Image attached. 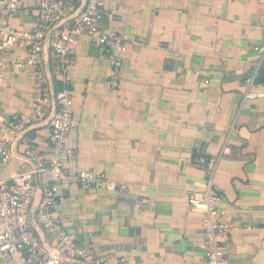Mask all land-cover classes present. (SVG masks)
<instances>
[{
    "label": "crops",
    "instance_id": "1",
    "mask_svg": "<svg viewBox=\"0 0 264 264\" xmlns=\"http://www.w3.org/2000/svg\"><path fill=\"white\" fill-rule=\"evenodd\" d=\"M16 1L11 25L32 32L37 0ZM3 24L0 17V31ZM72 27L69 20L45 38ZM99 27L122 36L127 50L112 88L104 50L85 32L75 36L66 68L76 122L66 145L74 156L65 170L101 172L114 189H62L54 209L62 228L112 264H204L202 215L187 196L211 180L236 228L221 238L228 263L264 264V0H105ZM55 64L49 47L42 81L9 69L0 83L2 117L30 120L13 142L18 156L28 146L54 158L47 120L60 89ZM252 78L263 97L245 99ZM44 92L47 116L37 120ZM14 171L0 167V178ZM41 230L53 248L55 235Z\"/></svg>",
    "mask_w": 264,
    "mask_h": 264
},
{
    "label": "built area",
    "instance_id": "2",
    "mask_svg": "<svg viewBox=\"0 0 264 264\" xmlns=\"http://www.w3.org/2000/svg\"><path fill=\"white\" fill-rule=\"evenodd\" d=\"M31 5L36 9V27L32 32L19 31L10 23L17 12V1L0 0V17L4 19L0 31V83L9 69L27 72L33 79L42 81L46 60V33L78 10L76 0H37ZM104 7L105 0H86L82 12L72 20L73 27L55 30L49 42L56 59L53 74L60 82V89L55 93L57 109L47 132L54 158L45 161L37 157L28 146L21 158L30 163L16 158L12 152L13 142L30 120L23 116H13L6 121L0 112V167L13 166L15 169L10 178H0V264H15L21 259L28 264H112L111 260L95 256L79 247L75 237L62 228L54 212L60 191L71 185L104 189L106 192L114 189V184L101 172L83 170L68 174L65 170V165L74 156V151L66 145L67 133L76 127L66 68L74 53L75 36L85 32L84 34L104 50L103 54L111 67L112 88L118 86L121 56L127 50L128 44L122 36L100 29L99 22ZM16 46H23L27 50L24 54L10 56L11 50ZM245 83V99L263 97L262 94L252 91L253 78L247 79ZM36 103L34 115L37 120H43L47 116L48 94L42 93ZM36 174L40 177L41 199L35 209L34 220L41 229L55 235V245L53 248L48 247L49 250L42 245L28 216L36 197ZM187 205L202 215L204 264H229L221 238L236 228L226 217L221 207V196L212 189L211 180L204 184L201 192H193L187 196Z\"/></svg>",
    "mask_w": 264,
    "mask_h": 264
},
{
    "label": "water",
    "instance_id": "3",
    "mask_svg": "<svg viewBox=\"0 0 264 264\" xmlns=\"http://www.w3.org/2000/svg\"><path fill=\"white\" fill-rule=\"evenodd\" d=\"M85 4H86V0H84L83 6L81 8H78L77 12L74 15L70 16L69 18H67L66 20H64L63 22H61L60 24L56 25L55 28H59L65 22H67L69 20H73L77 15H79L82 12ZM45 49H46V53H45V55H46L45 68L47 70V68H48V50H49V40H48V38L45 39ZM47 73H48V71H47ZM52 97H53V102L55 104L54 93L53 92H52ZM54 110L55 111L52 112L51 116L47 120L49 123H50L51 118L53 117V115L56 112V109L55 108H54ZM12 152L15 155L16 158L23 159L25 162L30 163L27 160H25L24 158H21V156H18L16 154V150H15L14 146L12 147ZM35 184H36V197H35V200H34V204H33L32 208H31V210L29 212V215H28L29 216V221H30V224H31L32 228L34 229L35 233L38 235L39 239L41 240V243L44 246V248H46L47 250H49V248H48V246L46 244V240L44 238V234H43L41 228L37 225V223L34 220L35 209H36V207H37V205H38V203H39V201L41 199L40 177L37 174L35 175Z\"/></svg>",
    "mask_w": 264,
    "mask_h": 264
},
{
    "label": "trees",
    "instance_id": "4",
    "mask_svg": "<svg viewBox=\"0 0 264 264\" xmlns=\"http://www.w3.org/2000/svg\"><path fill=\"white\" fill-rule=\"evenodd\" d=\"M198 161V156L196 155V154H194L193 155V162L196 164H199V162H197Z\"/></svg>",
    "mask_w": 264,
    "mask_h": 264
}]
</instances>
